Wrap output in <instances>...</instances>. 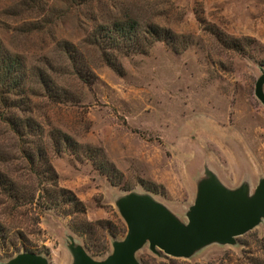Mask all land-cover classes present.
<instances>
[{"label": "rangeland", "instance_id": "rangeland-1", "mask_svg": "<svg viewBox=\"0 0 264 264\" xmlns=\"http://www.w3.org/2000/svg\"><path fill=\"white\" fill-rule=\"evenodd\" d=\"M23 1L0 0V37L30 66L51 62L60 71L58 82L70 99L54 101L36 89L41 95L34 97L32 114L45 131L55 188L71 190L84 212L17 206L0 188V219L19 252L26 251L24 242L50 264H72L73 235L104 259L112 240L127 233L116 199L133 190L152 193L187 221L205 165L227 186L248 180L254 190L264 176V104L255 94L264 68V0H37L47 2L42 13L26 10ZM124 12L164 35L113 66L87 36L96 23ZM44 15L50 22L34 29ZM64 43L80 52L77 64L87 65L86 72L74 73ZM55 130L71 136L76 149L63 143L62 152H53ZM0 146L17 151L0 167L38 195L36 175L24 167L17 138L1 122ZM84 223L92 233L75 232ZM262 238L264 221L236 245L212 244L176 264H254L247 257H264ZM16 254L0 246V264ZM159 254L146 244L137 256L166 264Z\"/></svg>", "mask_w": 264, "mask_h": 264}, {"label": "trees", "instance_id": "trees-1", "mask_svg": "<svg viewBox=\"0 0 264 264\" xmlns=\"http://www.w3.org/2000/svg\"><path fill=\"white\" fill-rule=\"evenodd\" d=\"M22 4L26 10H36L39 13L44 12L48 7L47 2L39 4L37 0H25ZM46 15L41 19L43 24L35 23L36 27L34 29L41 30L43 26L45 27V24L50 22H43ZM163 35L162 30L158 28L148 27L144 29L139 18L132 13L124 12V14L112 16L108 23H96L92 31L89 32L87 39L93 44H100L99 46L104 49L107 61L111 65L117 66L121 55L128 56L137 52H146L154 41L163 39ZM62 45L64 46L63 53L67 56L68 63L75 70L74 73L80 75L84 71L86 72L87 65L77 64L80 52L75 46L69 43ZM115 50L119 52H115ZM116 55H118V58ZM51 73H55V75ZM60 75V71L55 69L51 62L46 64L45 67L30 66L26 56L9 49L0 37V122L8 125L17 138L22 160L25 158L28 162L24 167L28 169L27 171H30L31 175H36L39 182L37 191L40 192L38 195L35 192L33 194L31 191L25 192L17 179V175L9 174L1 167L0 188L17 206L25 202L34 203L41 209L61 208L64 209L66 214L72 212L83 213V204L71 190L55 188L58 176L50 164V151L47 147V141L44 139L45 131L32 114L34 97L41 95L37 93L36 89L44 91V95L54 101L63 102L70 99L67 89L58 82ZM56 131H50V137L53 136V152H62L63 143L76 149L77 143L71 136ZM16 152L7 151L0 146V166L13 160L15 156L12 153ZM73 229L75 232L86 234L91 232L92 225H85L84 223L81 226H75ZM7 232L8 229L0 219V246L3 248L11 247L14 249V254H16L20 249L15 242L9 239L10 236ZM18 233L23 234L22 232ZM260 241L263 242L259 246L264 255V238ZM22 245L24 249L32 250L26 243L23 242ZM84 245L89 251L96 250L86 240H84ZM107 247V244L104 245L105 249ZM159 255L167 260L166 264H176L180 260L166 254L162 255V253ZM247 259L254 264H264L263 256L249 255ZM155 261L157 262V260ZM141 264L149 263L148 261H141Z\"/></svg>", "mask_w": 264, "mask_h": 264}, {"label": "water", "instance_id": "water-1", "mask_svg": "<svg viewBox=\"0 0 264 264\" xmlns=\"http://www.w3.org/2000/svg\"><path fill=\"white\" fill-rule=\"evenodd\" d=\"M255 94L264 104V68L256 81ZM119 212L127 224L123 239L112 242L113 249L104 259L94 258L83 243L68 237L72 264H141L137 253L146 244L174 258H191L212 244L236 245L264 221V176L252 189L244 180L238 187L227 186L208 165L197 183V195L182 220L152 193L136 190L116 199ZM2 264H50L41 253L21 251Z\"/></svg>", "mask_w": 264, "mask_h": 264}]
</instances>
